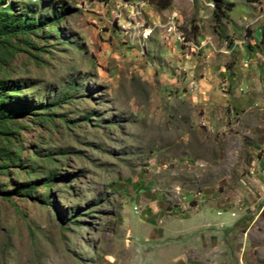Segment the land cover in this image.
Wrapping results in <instances>:
<instances>
[{"label": "rangeland", "instance_id": "obj_1", "mask_svg": "<svg viewBox=\"0 0 264 264\" xmlns=\"http://www.w3.org/2000/svg\"><path fill=\"white\" fill-rule=\"evenodd\" d=\"M231 1L0 0V264H264V0Z\"/></svg>", "mask_w": 264, "mask_h": 264}, {"label": "trees", "instance_id": "obj_2", "mask_svg": "<svg viewBox=\"0 0 264 264\" xmlns=\"http://www.w3.org/2000/svg\"><path fill=\"white\" fill-rule=\"evenodd\" d=\"M209 1L214 6L213 17L215 19H218V20L225 18L228 15V13L232 10V8L234 7V4L231 0H209ZM1 5H3V2L0 3V7L2 8ZM7 7L8 6L6 5L3 7V9H6ZM1 12L2 11H0V13ZM56 19H57V16H54L52 19H49V21L45 22L44 24H41L40 21L35 23L34 25H32L28 28L29 33L37 32V30L40 28H43V26L46 23L47 24L53 23L54 21H56ZM9 23H10L9 21L4 22V20H2L0 18V44L3 43L4 40L18 36V34L26 35L25 32L27 31V26H25V24L12 27ZM4 91H5V89L2 86H0V100L4 96ZM12 112L13 111H11L10 109H5L3 107H0V128L7 129V126H8L7 121H11L12 119L15 118V116H12L10 114ZM4 133H6V132H4ZM15 157H16V155L10 156L6 149L0 148V159H1V161L12 163ZM22 190L23 191H20L21 194H23L22 192H24L25 189H22Z\"/></svg>", "mask_w": 264, "mask_h": 264}]
</instances>
